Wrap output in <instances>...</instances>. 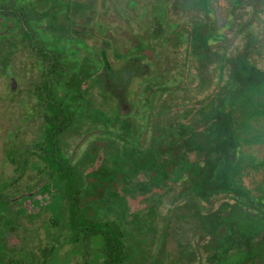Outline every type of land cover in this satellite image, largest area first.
Listing matches in <instances>:
<instances>
[{
	"label": "flooded vegetation",
	"instance_id": "1",
	"mask_svg": "<svg viewBox=\"0 0 264 264\" xmlns=\"http://www.w3.org/2000/svg\"><path fill=\"white\" fill-rule=\"evenodd\" d=\"M0 77L5 264L263 252L264 0H0Z\"/></svg>",
	"mask_w": 264,
	"mask_h": 264
},
{
	"label": "trees",
	"instance_id": "2",
	"mask_svg": "<svg viewBox=\"0 0 264 264\" xmlns=\"http://www.w3.org/2000/svg\"><path fill=\"white\" fill-rule=\"evenodd\" d=\"M74 214H83L81 205H74ZM118 219V218H117ZM98 219L94 220L92 218H89L86 220L85 218H71L69 226L74 231H83L86 230L87 232H97L101 231V264H126L125 254H124V248H125V238L127 232V229H125V221L121 218L118 219L121 223V241H122V251L121 256L116 259L115 261H112L111 254L114 250V247L116 246V236L114 234V229L111 228L108 221L103 223L105 219L101 218V223L97 221ZM215 246L217 247V254L213 259H211L208 264H225V257L228 255V253L231 251L228 247L232 243H229V240L226 237L218 238L217 242H215ZM210 245V244H209ZM214 245V244H213ZM104 250V251H103ZM251 255V254H250ZM264 262V261H262ZM261 262H256L253 259H248L241 261L236 264H260ZM0 264H5L3 257L0 255ZM8 264H21L15 257H10ZM264 264V263H263Z\"/></svg>",
	"mask_w": 264,
	"mask_h": 264
},
{
	"label": "rangeland",
	"instance_id": "3",
	"mask_svg": "<svg viewBox=\"0 0 264 264\" xmlns=\"http://www.w3.org/2000/svg\"><path fill=\"white\" fill-rule=\"evenodd\" d=\"M6 87L5 80L0 77V96L1 93H3V88ZM44 223V220H43ZM241 224V223H240ZM243 226V223H242ZM45 230H43L42 226V231H41V241L42 243L44 240H46V234L44 233ZM14 241V240H13ZM12 241V242H13ZM200 254H197L195 257L188 252L187 250L181 251L180 253H177L178 255V261L176 264H207V259H211L213 256L210 254V248L207 250L204 248H200ZM252 251V250H251ZM63 252V251H62ZM257 251H252V253H245L244 251L240 252V250L233 249L231 250L228 255L225 257V264H236L241 261H246L253 259L256 262H262L264 261V250L261 253H255ZM251 254V255H250ZM62 258H64V254H61Z\"/></svg>",
	"mask_w": 264,
	"mask_h": 264
}]
</instances>
